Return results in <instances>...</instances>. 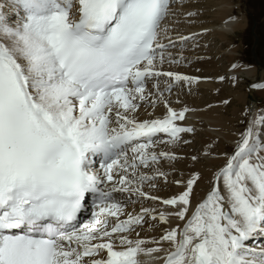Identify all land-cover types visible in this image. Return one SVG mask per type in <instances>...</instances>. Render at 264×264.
Masks as SVG:
<instances>
[{"label":"snow or ice","instance_id":"snow-or-ice-1","mask_svg":"<svg viewBox=\"0 0 264 264\" xmlns=\"http://www.w3.org/2000/svg\"><path fill=\"white\" fill-rule=\"evenodd\" d=\"M170 14L171 0H0V264H264V115L195 206L199 173L169 198L144 190L175 159L159 135L193 131L171 84L146 88L196 82L158 68ZM142 102L162 115L139 120ZM145 224L167 227L146 239Z\"/></svg>","mask_w":264,"mask_h":264},{"label":"bare ground","instance_id":"bare-ground-1","mask_svg":"<svg viewBox=\"0 0 264 264\" xmlns=\"http://www.w3.org/2000/svg\"><path fill=\"white\" fill-rule=\"evenodd\" d=\"M231 3L232 0H207L205 1L204 5H200L194 1H190L187 5V7L190 8L184 10L187 12L186 17L174 14L176 10L175 6L179 8L180 5H172L171 14L164 21V25L168 28V35L172 40H175L176 42H180V40L178 39V37L180 36H191V34L194 35L195 31L201 30V34L203 33L202 35L206 33V35H204L206 39L210 38V36L213 35L217 38L218 42H221L222 44H220L219 50L217 52L210 50V48L209 50L205 49L206 53L204 52V54L207 55V59L203 58L200 61L195 62L193 68L199 69L195 72V74L193 72L183 74L178 73L176 72V68L178 67V70L181 71V65L166 64L165 61L173 59L174 56L169 57V55H167L168 57L165 58L164 63L158 65L159 69H169L172 70V72L181 75H197L198 77H202V81L196 80L195 83L191 84H185L182 81L179 82L180 84L188 85V87L190 86V89H192L191 87H193V89H196V91H198L201 96H191L184 94L187 88H184L183 90L180 88L177 90H173L172 93L174 94H166L163 92V96L176 110H180L185 107L189 109V111L185 113V119L183 121H176L179 126L193 127L200 125L203 127H207L208 130L202 129V131H200L198 149H186L184 145L182 147V145H177L176 143L171 144V146H175L174 148L177 149H171V147L169 149L168 147L170 144H166L164 142L167 139H163L154 144V150L157 153H159L160 151L171 153L175 152L178 156L175 157V159L172 161L163 162V166L160 168V170L166 174L168 173V171H175L174 174L172 172L167 175L165 184L163 183L165 182L164 177L157 178L158 182L160 181L164 185L156 186L155 188H149V186L145 184L144 190L149 192L151 195H155L162 199L169 198L172 195L176 194L179 190H181V186L176 183L177 180H186L192 173H199L200 178L194 184V191L191 196L192 204L193 206H195V204L198 203L204 196H206L207 192L210 190V183L213 173L216 172L219 167L223 166L222 163L225 160V157L228 155H221L222 152H225L227 150L224 149L226 148V146L222 141V138L229 140L231 139L236 143L240 137V135H238L237 132L235 133L231 128V120L228 118L229 116H227V110L229 109L224 108V105L221 102L223 100L219 101L215 97L216 93L224 92V90L226 89L225 84H227V82L221 81V79H217L228 70L232 69L231 71L235 72L233 69L234 65H231V62L235 57L229 52L223 53L222 61L224 62V65H220L218 63L219 60H214V56L219 51L222 52V50H224L223 45L225 43L223 42V40L228 39L229 31L235 33L240 29L242 30L244 28V25L246 24V17L241 16L240 18H237L235 17L236 15L231 14L233 9L229 7ZM201 8L204 9V12L202 14H199L198 11H200ZM184 11H181L180 13L182 14L184 13ZM189 13H192V15H189ZM178 21H180V23H178ZM193 21H204L205 23L195 25ZM213 26H216L217 28H211ZM230 50L233 51L234 49ZM173 51L177 53L176 48ZM166 52L167 54L169 53L168 51ZM244 73L250 75L251 78H253V84L258 85L260 77L263 78L264 75V73L257 74L255 66L249 67L244 71ZM232 78L233 75H230L229 80H231ZM215 80L223 83H218ZM159 88L163 90L164 86L161 85ZM262 89L264 88H260L259 90H257V92H264V90ZM150 91L154 93L158 98L159 94L157 93L156 89H152ZM235 98L237 99L236 103L240 101L239 98ZM254 100L256 105L259 106L260 102L258 101V98H255ZM256 109L257 108L253 110L250 120L259 115V112ZM239 112L240 111H238L237 106H234L232 108V114L237 115ZM162 113V104L157 105L155 108H153L142 102L141 107L137 110V118L139 120L151 119L161 116ZM182 137L187 136L185 135V133H182ZM186 146L188 148V145ZM213 154L214 156H212ZM193 156L196 157L195 160L192 159ZM173 161H175V164H173ZM173 167H175V169H172ZM216 168L217 170L215 171ZM163 186H165V188ZM220 188L221 190H223L222 181L220 183ZM144 206L160 208L158 202L154 204L152 201H145ZM133 208H135V211L139 212L140 203L138 202L135 205L129 204V210H132ZM175 223L176 222L174 221L173 226H175ZM161 227H167V225L157 224L156 227L149 229L148 225L145 224L144 230L138 228L137 231L140 232V236L142 238L150 239L152 237L159 236ZM140 260L143 261L144 264H151L150 258L143 255L140 256Z\"/></svg>","mask_w":264,"mask_h":264},{"label":"rangeland","instance_id":"rangeland-1","mask_svg":"<svg viewBox=\"0 0 264 264\" xmlns=\"http://www.w3.org/2000/svg\"><path fill=\"white\" fill-rule=\"evenodd\" d=\"M190 1H194L200 5H204L205 1L207 0H187L185 2L184 1L180 2L179 0L177 4H179L180 6L179 8L175 6L176 10L174 14L182 15V17L183 16L186 17L187 12L184 10L187 8H190V7H187ZM238 3H239V6H238ZM177 4H174V5H177ZM229 7L233 8L231 14L237 15V18H240L241 16L246 17V24L244 25V28L242 30L240 29L235 33H233L232 31H229L228 39L223 40V42L225 43L223 45L224 50H222V52L219 51L220 53L218 52L214 56V60H219L218 63L220 65H224V62L222 61L223 53L229 52L235 57L234 60L231 62V65L232 64L234 65L233 69L235 72H232L231 71L232 69L228 70L226 73H224L221 77L217 79V80L221 79V81H225L227 82V84H225L226 89L224 90V92L216 93L215 97L219 101L223 100L221 102L223 103L224 108L229 109L227 110V116H229L228 118L231 120V128L234 130L235 133L237 132L238 135H240L248 127V121L250 120L252 112L255 108H257L256 110L259 112V115H264V92H257V90H259L260 88H264V87H258V84H253V78H251L250 75H247L246 73H244V71L251 66H255L257 74L264 73V0H245V1L244 0H232V3L229 5ZM181 11H184V13L181 14L180 13ZM198 12L199 14H202L204 12V9L201 8L200 11ZM178 23H180V21H178ZM193 23L195 25H200L205 22L204 21L203 22L193 21ZM211 28H217V27L213 26ZM201 32H202L201 30H197L194 32V35L191 34V36H189L192 38L185 42L186 48L184 50L177 49V42L175 40H174L175 42L174 46L169 51L167 50L171 54V57L174 56L172 60H174L175 58L181 57L180 59H176L179 61V63H171L170 61H167L168 64L181 65L182 67L181 71L178 70V67H177L176 72L181 73V74L193 72L195 74V72L199 70V69L193 68V65L195 64V62H198L203 58L207 59V55L204 54V52L206 53L205 49L209 50L210 48V50H213L214 52H217L219 50V46L222 43L218 42L217 38L214 37L213 35H211L210 38L206 39L204 37L206 33L202 35L203 33L201 34ZM240 40H242L243 43H241ZM187 42L189 45H187ZM186 45L189 47H187ZM175 48L177 50V53L173 51ZM230 49H234V50L232 51ZM230 75H233V78L231 80H229ZM197 80L202 81V77H198ZM217 80L215 81L218 82ZM218 83H223V82H218ZM259 85H264V75H263V78L260 77ZM186 86H181V87L184 88ZM186 88H189V89H187L186 92H184V94L191 95V96H201L198 93V91H196V89H193V87H191L192 89H190V86L189 87L187 86ZM177 89H174V90H177ZM166 94H174V93L170 92ZM235 97L239 98L240 101L236 103L237 99ZM255 98H258V101L260 102L259 106L256 105L255 100H254ZM225 101H227V103H225ZM234 106H237L238 111H240L237 115L232 114V108ZM191 128L193 129L192 132L185 133L187 137H182V133L180 134L181 139L177 141L176 144L182 145V147L184 145L186 149H198L199 147L198 143L200 139L199 133L200 131H202V129L208 130V128L200 126V125L193 126ZM185 141H187V143H185ZM222 141L224 142L226 146V148L224 149H227V150L225 152H222L221 155L223 154L227 155L231 153L232 149L234 148L235 141H232L231 139L230 140L224 139V138H222ZM186 145H188V148ZM170 147L171 149H177V148H174L175 146H171V144L169 145L168 148L170 149ZM172 155L174 157L178 156L175 152H173ZM212 156H214V154ZM224 162L225 160L223 161L222 164H224ZM173 164H175V161H173ZM172 169H175V167H173ZM216 170L217 168L215 169V171ZM172 172L173 174L175 173L174 170L168 171L167 175ZM156 180L154 181L157 184L156 186H161L166 183V180L165 182H163L164 184H162L160 181L158 182V179ZM163 187L165 188V186Z\"/></svg>","mask_w":264,"mask_h":264}]
</instances>
